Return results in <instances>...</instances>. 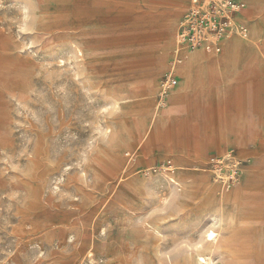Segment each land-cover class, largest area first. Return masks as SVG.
Returning <instances> with one entry per match:
<instances>
[{"label":"rangeland","instance_id":"obj_1","mask_svg":"<svg viewBox=\"0 0 264 264\" xmlns=\"http://www.w3.org/2000/svg\"><path fill=\"white\" fill-rule=\"evenodd\" d=\"M189 1L0 0V264H203L197 247L217 228L198 195L179 198L170 177L184 174L206 175L221 195L213 264H264V63L238 60L237 77L214 76L141 136ZM244 1L242 38L264 14V0ZM230 39L248 48L231 35L201 52L222 55ZM230 122L242 140L212 142ZM231 148L246 162L224 190L202 168Z\"/></svg>","mask_w":264,"mask_h":264},{"label":"crops","instance_id":"obj_2","mask_svg":"<svg viewBox=\"0 0 264 264\" xmlns=\"http://www.w3.org/2000/svg\"><path fill=\"white\" fill-rule=\"evenodd\" d=\"M256 1L258 2V0ZM258 20L262 21V24L260 26L261 28L258 31H255V29H252V33H251L252 40L257 38L256 40H254L256 45H251L250 47L246 49V52L248 55L243 61L244 62L243 68H255L259 64L264 63V14L259 15L255 22H257ZM235 36L238 38H242L237 35ZM226 39H229V38H226ZM233 40L230 42H227L228 44L226 47L229 52L228 56L225 55L222 57H215L216 55L207 56L202 53L204 56L201 59H199V57L189 58L186 55V58L182 61L180 65H178L177 70H176V76L178 74L179 79L181 80L180 82L181 87L177 89V91L172 92L170 99H168L166 102V106H162L161 109L159 108L156 109L157 112L155 111V113L154 111L151 112V113L157 114L155 122H154L155 129L162 127L163 124H165L166 122H170L175 117L176 112H177V106L180 104V102L184 101L187 105L193 106L196 103L195 100H197V98L200 97V95L201 96L206 95V92H208L209 83L211 82L214 76L217 75V76L226 77V78L237 77L235 70L238 68L239 64H238V60H236L238 58L234 57V54H235V48L240 45H239L238 40L236 39H233ZM233 45L235 46V48ZM224 51L225 50H223V52ZM190 52H193V51H190ZM180 73H183V74H180ZM143 113H144L142 114L143 116L148 114L145 111ZM152 117L153 116L149 118L151 119ZM138 125H139V121H138ZM243 135L245 134H242L240 130H238L237 127L234 128L230 122V124L222 126L218 134H214L212 135V137L210 136L209 138L213 140L212 142H216V144H219V143L221 144V143H226V142L229 143V142H234V141H240L244 137ZM254 178L255 177L248 175L244 179L242 185L243 184L247 185V183L251 184V181H254ZM170 181L173 182L174 184L181 185L182 188L178 190V196L180 199L191 198L193 196L198 195L199 198L203 200L205 214L209 222L211 223V225L214 228H217V230L215 231L218 232V237H219V233L221 232L220 227H219V222L222 221L221 195L220 194L215 195L213 193L215 187L208 182L206 175L204 174H201V175L184 174L180 177L181 183L178 180L176 181L172 177H170ZM212 217H215L216 221L214 220L212 222L211 221ZM209 230H214V229H208L207 231ZM158 233L159 232H157L156 230L150 231V235H153V237L159 235Z\"/></svg>","mask_w":264,"mask_h":264},{"label":"built area","instance_id":"obj_3","mask_svg":"<svg viewBox=\"0 0 264 264\" xmlns=\"http://www.w3.org/2000/svg\"><path fill=\"white\" fill-rule=\"evenodd\" d=\"M245 8L244 0L189 1L177 27L170 65L159 79V106L165 101L168 91L176 86V69L187 53L194 50L219 52L217 39L246 34V28L242 24ZM4 28L5 21L0 16V31ZM245 162L239 151L231 148L209 155L202 171L209 173L213 182L222 189L230 190L242 175Z\"/></svg>","mask_w":264,"mask_h":264},{"label":"bare ground","instance_id":"obj_4","mask_svg":"<svg viewBox=\"0 0 264 264\" xmlns=\"http://www.w3.org/2000/svg\"><path fill=\"white\" fill-rule=\"evenodd\" d=\"M176 1V0H175ZM177 1H179L180 3L182 2V0H177ZM181 6H182V3H181ZM174 13V12H173ZM175 14V13H174ZM173 21H174V19L172 20V22L167 26V28H166V30L168 31V34L166 35V41H167V43H168V45H167V47L166 48H168V46H169V44H170V40H171V33H172V24H173ZM261 24H262V22L261 21H257V22H254V23H252V25H251V28L249 29L250 31H249V33H250V36L249 37H245V38H240V39H242V40H244V42H247V44H248V47H250L251 45H256L255 44V42H254V40H256V39H254V40H252L251 38H252V35H251V33H252V29H255V31H258L261 27ZM252 27H254V28H252ZM238 36V35H237ZM244 35H241V36H239V37H243ZM254 36H255V34H254ZM227 38H230V37H227ZM229 41H232L231 39L230 40H228V42ZM234 41V40H233ZM164 43H166V42H164ZM236 44V43H235ZM239 45H240V42H239ZM227 43H226V45H225V51L222 53V55H216L215 57H222V56H228V54H229V52H228V50H227ZM234 46V45H233ZM259 46V45H258ZM232 47V46H231ZM230 47V48H231ZM234 48H235V46H234ZM246 49L247 48H243L241 45L240 46H237L236 48H235V54H234V57H237L238 59H236V60H245V58L247 57V52H246ZM148 52V51H147ZM187 56L190 58V57H199V59H201L204 55L202 54V52L201 51H197L195 54H193V55H190V54H187ZM230 56V55H229ZM234 60V59H233ZM143 63H145V64H147L148 66H149V68H150V71L148 72V74H146V75H148L149 77H150V75H152V76H154V74H155V71H156V68L160 65V62H158V61H156L155 59H154V57L152 58V59H148L147 61H144ZM194 63V62H193ZM161 65H162V63H161ZM218 66V65H217ZM220 69H221V67H220ZM177 70V69H176ZM219 70V69H218ZM223 70V69H222ZM186 71V70H185ZM182 72V71H181ZM180 74H183V73H180ZM225 74V73H224ZM152 79V78H151ZM151 79H148L147 81H150ZM151 81H154V79L153 80H151ZM192 81V80H191ZM180 82H181V80H180ZM179 82V84H178V87L174 90V91H177V89H179L180 87H181V83ZM153 83V85H154V87H155V83L154 82H152ZM154 90V89H153ZM171 91V90H170ZM174 91H172V92H174ZM150 92H152V90L150 91V89H147V93H150ZM146 93V94H147ZM189 93V92H188ZM173 94H175V93H173ZM178 94H179V92H178ZM119 99H121V98H119ZM165 99H166V97H165ZM198 99V98H197ZM191 100V99H190ZM192 101V100H191ZM190 101V102H191ZM164 103V102H163ZM162 106H163V104H162ZM160 106L159 105H157V107L156 108H159ZM155 108V109H156ZM168 112V111H167ZM173 112H175V111H173ZM177 113V112H176ZM159 115V114H158ZM152 116V115H151ZM156 116H157V114H155L150 120H149V123H148V125H147V127L145 128V131H144V133L143 134H141V136L143 137V140L144 139H146L147 137H148V135H149V133L151 132V130L153 129V127H154V122H155V119H156ZM135 150H138V147L136 146V148H135ZM216 221V219H215V217H212L211 218V221L213 222V221ZM238 223V222H237ZM212 235V239H209V235ZM217 241H218V232L217 231H215V230H209V231H207L206 233H205V236H204V245L203 246H201V247H197V252H196V254H195V261H197L198 263L199 262H201V263H203V264H213V262H214V260H213V257L214 256H217V257H223V256H220L218 253H217V249H216V245H217ZM87 253V252H86ZM208 253V254H207ZM89 255V254H88Z\"/></svg>","mask_w":264,"mask_h":264},{"label":"snow or ice","instance_id":"obj_5","mask_svg":"<svg viewBox=\"0 0 264 264\" xmlns=\"http://www.w3.org/2000/svg\"><path fill=\"white\" fill-rule=\"evenodd\" d=\"M177 223H179V222H177ZM212 238H213V237H212V235L210 234V235H209V239H212Z\"/></svg>","mask_w":264,"mask_h":264}]
</instances>
